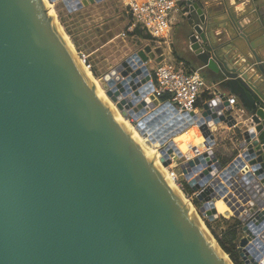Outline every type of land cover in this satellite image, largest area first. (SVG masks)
<instances>
[{
  "label": "water",
  "instance_id": "obj_1",
  "mask_svg": "<svg viewBox=\"0 0 264 264\" xmlns=\"http://www.w3.org/2000/svg\"><path fill=\"white\" fill-rule=\"evenodd\" d=\"M49 1L71 12L106 0ZM38 7V0H0V264H227L217 260L187 206H178L158 166L98 101L52 18ZM185 7L189 53L207 81L238 98L247 117L237 162L225 168L212 150L210 129L237 126L221 112L231 110L223 94L203 105L200 116L158 106L149 96L147 64L155 55L148 46L104 76L103 89L141 136L150 135L155 148L167 144L159 151L164 168L169 154L183 155L171 139L198 120L210 149L184 162L180 181L201 190L199 215L210 222L233 216L247 222L242 232L251 235L249 225L258 229L264 221V26L255 15L262 34L253 44L242 25L247 16L238 17L226 1L231 35L226 29L228 40L218 46L209 40L203 0H186ZM242 41L246 52L237 45ZM227 46L241 53L242 64L234 66L235 50ZM217 198L226 211L218 212ZM261 257L239 253L243 264Z\"/></svg>",
  "mask_w": 264,
  "mask_h": 264
},
{
  "label": "built area",
  "instance_id": "obj_2",
  "mask_svg": "<svg viewBox=\"0 0 264 264\" xmlns=\"http://www.w3.org/2000/svg\"><path fill=\"white\" fill-rule=\"evenodd\" d=\"M124 9L128 11L130 14V21L127 25V32L128 34L133 33L136 29L140 30L144 33L150 41L159 46L162 50V53L158 58H161V61L156 64V67L151 72L152 67H150L151 63L147 64L150 73V83L152 91L150 92L149 96L153 98V100L157 101V105H162L165 103L170 104L174 107L177 111L178 115L183 116V114H193V115H201L203 112V105L214 102L216 99H219V96L222 94L216 85H211L207 83V80L203 77L200 70H188L187 66L182 61H175V60H167L165 56V50L163 49V45L167 46L170 43L171 39V32L174 25V22L177 18H184L187 14V10L185 7L186 0H120ZM169 55V54H168ZM79 60L82 62L83 66H85L90 72H92V66L88 61V57L85 54L78 55ZM224 96V95H223ZM226 102L230 106L231 110L226 111L222 109L221 112L226 118L227 116H231L237 122V126L227 129L238 130V134H233L234 142L237 147L239 142L241 141V131L238 128V120L242 117L245 113L242 107H239L238 101L233 97H226ZM184 118V117H183ZM172 119V118H171ZM132 125H135L134 122L129 121ZM198 120H196L192 126L189 127H197L196 124ZM248 123L245 122V126ZM163 126V125H162ZM218 126V125H217ZM216 126V127H217ZM215 127V128H216ZM198 128V127H197ZM187 129V130H189ZM185 130L184 132H186ZM211 130L215 138V145H216V134L217 130ZM183 132V133H184ZM178 137V136H176ZM175 137V138H176ZM171 139L174 142V139ZM149 143H151L149 141ZM152 144V143H151ZM175 144V143H174ZM207 144V143H205ZM176 145V144H175ZM153 146V145H152ZM167 144L162 146L161 148H155V150L159 153ZM154 147V146H153ZM176 147L179 149L178 145ZM215 147V146H214ZM194 149V148H193ZM193 149L191 151H193ZM197 153H192L191 156L187 153L182 152V158H173L176 156L175 153H171L168 155L171 164L166 168L167 173L174 179V181L179 186L181 192L186 197V199L190 202L191 205H195L197 202V197L199 196L201 190L194 192L192 191L187 181L185 184L180 181V176L182 175L185 168L182 170V166L184 162H188L202 153L209 150V146L203 150H199L195 148ZM198 149V150H197ZM161 159V156L159 154ZM240 155L238 154L237 158L233 161L234 163L237 162ZM217 162L221 163L220 160L217 158ZM222 164V163H221ZM228 165H225V168ZM198 174H193L191 178H194ZM186 187L190 189V192L186 191ZM224 195L229 194V190L223 192ZM216 203V202H215ZM196 206V205H195ZM197 204L196 207H198ZM195 209V208H194ZM196 211V209H195ZM199 217L203 221L208 220L205 216L199 215ZM221 217V216H220ZM219 217V218H220ZM225 217V216H224ZM227 218H235L233 216ZM241 222V221H240ZM240 234L238 235L236 241V251L238 253L244 252L251 256L254 254L262 255L261 259L258 261L257 264H264V221H261L259 224L258 229H254L249 225L251 235H246L242 232V227L244 224L241 222ZM257 230H260L257 232ZM242 239H247V244L244 247H240V241Z\"/></svg>",
  "mask_w": 264,
  "mask_h": 264
},
{
  "label": "rangeland",
  "instance_id": "obj_3",
  "mask_svg": "<svg viewBox=\"0 0 264 264\" xmlns=\"http://www.w3.org/2000/svg\"><path fill=\"white\" fill-rule=\"evenodd\" d=\"M53 9L63 32L71 40L76 53L75 56L85 54L88 57V61L92 66L91 73L100 81L102 87H104L102 81L104 76L147 46L151 48V52L155 55L154 61L150 64V67H152L151 72L156 67L157 58L161 55L162 50L152 42L144 41L137 35L131 36L128 34L127 25L130 21V14L124 9L120 0H106L101 3L87 1L82 9L71 12L65 8L62 2H57L53 4ZM163 49L167 59V47L163 45ZM157 50L160 52L158 53ZM235 134H238V130ZM216 135V145L212 150L222 164L229 165L237 158L238 152L231 153L227 151L225 153L224 151L229 150V146H225L222 139L224 137L219 131H217ZM197 148L203 150L207 146L201 145ZM187 152L186 150L183 151V153ZM194 152L197 153L196 149L188 152V155L191 156ZM182 183L185 184V181ZM185 189L190 192L188 187ZM198 204L200 205V203ZM192 206L198 212V207L194 204ZM227 224L228 226L232 224V220ZM211 229L216 237L225 241L220 235L221 228L218 224L213 223ZM239 234L240 229L238 231Z\"/></svg>",
  "mask_w": 264,
  "mask_h": 264
},
{
  "label": "crops",
  "instance_id": "obj_4",
  "mask_svg": "<svg viewBox=\"0 0 264 264\" xmlns=\"http://www.w3.org/2000/svg\"><path fill=\"white\" fill-rule=\"evenodd\" d=\"M226 1L228 2L229 6H231V9H233L234 13H236L238 17H241V15L247 16L246 18H244L242 25L249 26L246 30L249 33V39L253 42V44L258 45L260 43V39H258V37L262 33L261 31L258 30L259 25L256 24V20L254 18L255 15H257V18L262 22L264 26V0H238L237 4H234V0H203L206 13L210 18V23L212 24V28L209 31L210 42L218 46L223 42H227L228 34L226 33V29L229 31V35H231V28L229 26V23H227V14L224 9V2ZM187 31H188V26L185 22V18H177L172 28L170 43L167 44L166 46L167 55L169 54L167 56V60H175V61L183 60L184 62H186V66L188 70L190 71L200 70V66L198 62L189 53L187 49L188 48L187 40H186ZM149 42L151 41L149 40ZM237 45L244 52H246L247 48L243 41L239 42ZM227 49H230V51L235 50L232 60L234 59L235 61L236 60L237 61L236 63H234V66L238 64H242L244 57L241 56V53H238L237 49H233L231 48V46H227ZM226 52L227 50L221 53L223 54ZM262 55H264V53H262ZM245 70L246 69H244V71ZM207 83L213 85L209 81H207ZM217 89L224 96L233 97L238 101V98L233 94H231L229 90L219 87H217ZM239 107L242 106L239 104ZM246 118H247L246 115L243 114L242 117L238 120V124H239L238 128L240 131H242L245 128ZM213 130L219 131V133L224 137L222 139L225 143V146H229V150L224 151L225 153H227V151L231 153L236 152V145L233 139L234 137L232 135L237 130H233V129L229 130L223 124L218 125L216 129Z\"/></svg>",
  "mask_w": 264,
  "mask_h": 264
},
{
  "label": "bare ground",
  "instance_id": "obj_5",
  "mask_svg": "<svg viewBox=\"0 0 264 264\" xmlns=\"http://www.w3.org/2000/svg\"><path fill=\"white\" fill-rule=\"evenodd\" d=\"M38 2H39L38 9H44L45 11L44 18H52L53 28L65 40V47L67 51L69 52V54L74 57L76 66L82 71L84 77L88 80L90 86L99 94L98 101L100 103H104V105L108 108V110L116 116L115 123L118 124L120 127L127 129V131L133 136L135 142L150 156L151 159L149 163L158 166L159 172L163 176V180H164L166 188L172 189L173 192L177 195L179 199L178 206H187V209L190 211V217L197 223L198 228L202 231L205 237L206 243H212L213 249L216 251V254H217V260L227 261V264H232L231 260L220 249L219 245L217 244L215 239L212 237L210 231L205 226L203 220L197 215L194 207L190 204V202L183 195L177 183L170 176V174L167 173L166 168L162 167V164L160 162L159 153L155 150V147H153L152 144L149 143L150 135L146 137L141 136L137 132L135 127L129 121L125 120L121 116L120 112L117 110L115 105L112 104L109 98L106 96V93L100 81L96 79L85 66H83L82 62L78 58V55L77 57L75 56L76 53L71 43V40L63 32V29L61 28V26L59 25L57 21L56 14L53 9V3H51L49 0H38ZM213 129H216V128H213ZM174 143L178 145L179 150L181 152H183L184 150H186V152L189 150L190 152L192 148L195 149L201 145L207 146V144L203 143V138L195 126L190 128L186 132H184L182 135H179L178 137H176L174 139ZM222 200H223L222 198H217L216 203H215L216 209L218 210V212H221V213L223 212V209L221 208L224 207L225 211L228 209V208L227 209L225 208V205L223 204Z\"/></svg>",
  "mask_w": 264,
  "mask_h": 264
},
{
  "label": "trees",
  "instance_id": "obj_6",
  "mask_svg": "<svg viewBox=\"0 0 264 264\" xmlns=\"http://www.w3.org/2000/svg\"><path fill=\"white\" fill-rule=\"evenodd\" d=\"M131 36H139L141 37L143 40H147L149 41L150 39L148 38V36H146L144 33L142 34V32L138 29H136L133 33L129 34ZM179 60V59H178ZM182 62H184L183 60H181ZM186 64V62H184ZM188 65V63H187ZM197 202H195V205L197 206ZM230 220H232V224H230L228 226V222H230ZM207 229L210 230L211 235L213 234L214 238L216 239L219 247L222 249V251L228 256V258L231 260V262L233 264H243L241 262V260L239 259L238 253L236 251V241L238 238V231L241 228L242 223L237 220L236 218H227L224 216H221L217 221H213L210 222L208 220L204 221ZM215 223L218 224L220 226V235L222 236V238L225 240H221L220 238L216 237L214 235V233L212 232L211 229V225ZM212 236V237H213Z\"/></svg>",
  "mask_w": 264,
  "mask_h": 264
}]
</instances>
